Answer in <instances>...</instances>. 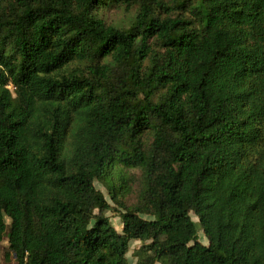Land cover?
Wrapping results in <instances>:
<instances>
[{"label": "trees", "instance_id": "16d2710c", "mask_svg": "<svg viewBox=\"0 0 264 264\" xmlns=\"http://www.w3.org/2000/svg\"><path fill=\"white\" fill-rule=\"evenodd\" d=\"M5 235L16 264H264V0H0Z\"/></svg>", "mask_w": 264, "mask_h": 264}, {"label": "rangeland", "instance_id": "374dc122", "mask_svg": "<svg viewBox=\"0 0 264 264\" xmlns=\"http://www.w3.org/2000/svg\"><path fill=\"white\" fill-rule=\"evenodd\" d=\"M168 1V0H166ZM136 14V9L133 8L129 11L124 10L120 7H111L105 8L98 12L99 18H102L107 25L115 26L119 28H127L130 27L132 20ZM120 168V166H119ZM128 172L127 185L129 187L128 194L125 195V201L128 206H133L137 203V198L141 185V171L139 168L129 167L126 168ZM96 187L103 193L106 199L109 201V197L107 195L106 189L100 184H96ZM107 216L110 218V221L117 232H121L122 225L119 220L118 213L113 210L107 212ZM195 221L196 219L193 218ZM7 226H9V220H6ZM8 232V230H7ZM6 232V233H7ZM198 239L199 241L206 245L207 241L203 236V233L200 229H198ZM143 246L140 242H133L130 246V251L127 255V259L130 263H136L139 258L136 255V251H138ZM9 245L7 241V235H5L4 241L0 244V264H16L12 256H7L9 254Z\"/></svg>", "mask_w": 264, "mask_h": 264}]
</instances>
